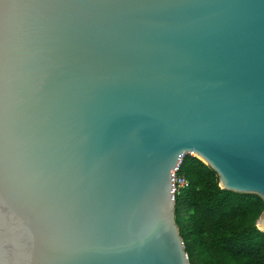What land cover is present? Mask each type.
<instances>
[{
  "label": "water",
  "instance_id": "1",
  "mask_svg": "<svg viewBox=\"0 0 264 264\" xmlns=\"http://www.w3.org/2000/svg\"><path fill=\"white\" fill-rule=\"evenodd\" d=\"M185 154L264 201V0H0V264H189Z\"/></svg>",
  "mask_w": 264,
  "mask_h": 264
},
{
  "label": "trees",
  "instance_id": "2",
  "mask_svg": "<svg viewBox=\"0 0 264 264\" xmlns=\"http://www.w3.org/2000/svg\"><path fill=\"white\" fill-rule=\"evenodd\" d=\"M178 174L188 184L175 193V214L189 264H264L263 199L224 189L217 172L192 154Z\"/></svg>",
  "mask_w": 264,
  "mask_h": 264
},
{
  "label": "built area",
  "instance_id": "3",
  "mask_svg": "<svg viewBox=\"0 0 264 264\" xmlns=\"http://www.w3.org/2000/svg\"><path fill=\"white\" fill-rule=\"evenodd\" d=\"M179 170V164L177 167L173 170V195L175 196L176 192H179V190L186 186L188 184V180L186 179L185 176L178 174Z\"/></svg>",
  "mask_w": 264,
  "mask_h": 264
}]
</instances>
